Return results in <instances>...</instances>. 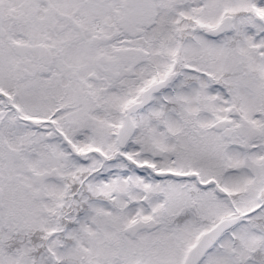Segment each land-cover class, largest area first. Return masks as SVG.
I'll list each match as a JSON object with an SVG mask.
<instances>
[{"label":"snow or ice","instance_id":"1","mask_svg":"<svg viewBox=\"0 0 264 264\" xmlns=\"http://www.w3.org/2000/svg\"><path fill=\"white\" fill-rule=\"evenodd\" d=\"M0 264H264V0H0Z\"/></svg>","mask_w":264,"mask_h":264}]
</instances>
